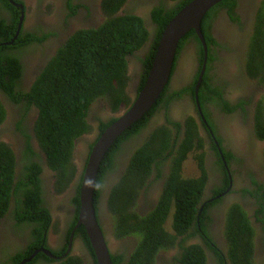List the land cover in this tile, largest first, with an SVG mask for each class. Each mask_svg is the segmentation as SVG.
Here are the masks:
<instances>
[{"label": "flooded vegetation", "instance_id": "flooded-vegetation-1", "mask_svg": "<svg viewBox=\"0 0 264 264\" xmlns=\"http://www.w3.org/2000/svg\"><path fill=\"white\" fill-rule=\"evenodd\" d=\"M262 1L234 0V5L231 7L225 4L216 5L205 20L206 32L212 38L207 42L204 39L207 46L206 53L194 38H190L179 49L174 72L168 83V92L178 91L192 83H196L195 89L199 79L201 80L200 87L206 72L203 101L207 97L213 98L211 101H204L207 111L202 110L199 103V106L197 105L198 87L197 102L195 89V107L190 102L189 94H183L179 100L166 104V108H163L164 102H162L157 105L158 110H155L153 116L138 134L129 141L121 143L122 151L116 157L115 169L107 172L100 189L97 216L102 233L104 232L110 258L113 254L121 256L118 264H127L131 250L138 245V242L136 237L125 235L124 232L120 233L119 238L113 244L110 242L113 221L108 211L109 193L113 185L123 177L132 155L140 144L161 125L171 131L166 139L175 152L166 160L162 162L159 160L158 166L155 164L158 159L151 161L150 175L144 180V186L138 190L135 210L141 216L151 212V231L163 233L166 240L172 239L171 247L167 250L159 249L153 254L151 263L147 264H179L174 263L176 257H180L182 249L190 245L196 246L197 252L205 256V264H264V226L257 220L258 216L262 217L255 213L261 209V206H254L256 199L247 194L248 189L252 191L257 188V185L253 186L252 179L264 186V135L261 134L262 131H259L264 127V81L262 82L264 68L257 65L261 62L259 59L264 56V49L260 46L259 40L256 46V57L252 61L245 58V53L249 52L250 42H252L250 38L253 35V28L256 26L257 8L260 7ZM7 2L13 9H17L18 20L22 14L24 18L21 27H17L12 39L3 41L4 38L0 37V48L11 46L19 35H21V41L24 40L26 33H35L39 26L44 34L48 35L42 43L34 44L37 52L31 46L21 52L20 62L23 73L16 88V91L21 92L29 89L46 62L71 36L80 29L96 28L107 18L101 9V0H30V2L15 0ZM161 3L169 8L175 4V1L126 0L118 14H123L125 7L130 4L133 7V14L144 19V27L151 33V28L154 26L151 17L145 18L143 15H151L152 8ZM69 4L72 5L74 12L69 9ZM44 11L52 17V21L48 24L43 22ZM11 12L12 10L5 7L0 0V19H10ZM31 12L34 14L29 19ZM69 13L72 15L67 16ZM26 21L30 23L28 30L25 28ZM47 29L49 31L45 33ZM51 31L55 34L50 35ZM146 43L148 45H144V48L142 47L138 52L127 57V75L131 81L127 84L126 91L131 101L139 93L140 75L144 67L140 60H144L145 49L152 43L150 35ZM7 55L8 50L4 56ZM257 58L259 59L256 60ZM203 68L204 72L201 75ZM253 69L255 75L251 74ZM0 101L5 109V117L0 123V143L6 144L13 151L15 177H20L24 171L23 154L27 144L39 156V159L34 160L40 161L43 165L46 164L44 154L33 137V120L37 118L38 111L34 106L27 107L25 100L20 103L11 102L1 90ZM125 110L126 107H121V110L114 114L110 112L106 114L101 110L97 113L92 109L88 112L87 120L95 128L94 135L92 138L81 136L75 141V148L80 144L81 150L75 162L74 180L68 185L64 194H56L52 185L53 173H46L48 183L44 190L52 222L48 229L43 230L42 236L45 242L40 241L38 246L32 248L31 254L17 264H22L24 261L26 262L23 264H59L67 256H77L81 259L80 264H96L95 256L87 246L86 233L78 231L81 225L78 228L75 227L79 205L73 201V198L79 197L80 177L90 151L89 145L100 133L96 118H102V121L107 123L110 119L108 117H116ZM206 112L209 114L207 117H205ZM188 116L194 118L192 125L188 121ZM172 123H179V128ZM187 132L192 133V148L180 160L178 150ZM23 133H27L30 138L28 139ZM158 170L161 175L157 178ZM173 170H178L176 185L179 180L195 179L202 186L197 197L193 195L186 197L187 203L197 209L196 219L189 223L186 212L183 211L186 206L180 204L181 201L178 203V194L173 190L170 179L167 184L166 179L170 175L173 176ZM170 193L172 197L169 200ZM19 205L24 209L26 207L21 201L17 202L16 194H12L9 207H6V212L0 218L1 264H11L17 254H23L24 250L29 249L37 240L36 234L33 233L34 229L41 228L40 224L34 221L18 223L16 210L20 207ZM237 206L246 213L247 220H249L248 224L251 229L246 237H241L239 230H233V222H229V216ZM160 207L165 208L164 213L154 214L155 210ZM203 210L205 213L200 216ZM177 211L179 215L175 218ZM155 215L159 217L158 220ZM174 218L176 221L173 226ZM232 234L243 240L242 242L238 240L234 262L228 253L231 243L227 240V237ZM35 250H39L36 255ZM42 250L48 251L52 257L47 256ZM56 252L59 254L56 255ZM124 254L127 255L126 261ZM41 256H45L50 261ZM202 256L197 261H200ZM34 259L35 261L31 262Z\"/></svg>", "mask_w": 264, "mask_h": 264}, {"label": "trees", "instance_id": "trees-1", "mask_svg": "<svg viewBox=\"0 0 264 264\" xmlns=\"http://www.w3.org/2000/svg\"><path fill=\"white\" fill-rule=\"evenodd\" d=\"M1 1L5 7L12 10L10 19H0V37H3V41H5L12 39L17 30L19 20L16 12L17 9H13L7 0ZM125 1L101 0V9L107 16L103 24L96 28L80 29L71 36L64 45L56 50L55 55L46 62L43 70L35 78L27 91H16L17 84L23 73L22 63L20 62V57H22L21 52L25 51L29 46L36 51L34 44L42 43L48 35L26 33L24 40L21 41V35H19L11 46L8 45L6 46L7 48H0V90L11 102L20 103V101L25 100L27 107L34 106L38 111L37 118L33 120V137L37 146L43 152L46 161V164L43 165L40 161L34 160L39 159V156L27 144L28 146L23 154L24 171L20 177H15L14 153L9 146L0 143V218L6 212V207H9L11 195L16 194L17 202L21 201L23 206H26L24 209L19 205L20 207L16 210L18 223L34 221L40 224L41 227H36L33 231L37 236V240L33 245L29 249H26V251L24 250L23 254H17L11 264H17L23 258L29 256L32 248L38 246L40 241L45 242L42 236L43 230L48 229L52 222L51 211L47 207L44 190L46 188L45 185L48 183L46 173H53L52 185L54 193L64 194L68 185L74 180L76 172V165L73 162L75 141L81 136H87L95 130L94 126L87 120L88 112L91 109L93 112L97 111L96 108L94 110V106L98 104L97 101L104 104L102 111H106L107 114L109 112L111 114L117 113L121 110V107H126L127 109L131 105L132 101L126 91L127 84L131 81L127 75V57L138 52L142 47L144 48V45H148L146 42L150 35L152 43L145 49L144 60H140L142 65H144L138 86V91H140L147 79L148 71L152 65L153 57L165 26L191 0H180L179 2L178 0H170L175 1V4L171 7L167 8L161 3L159 6L152 8L151 15H143L145 18L151 17V22L154 24L153 28H151V33L144 27V19L133 14V7L130 4L125 7L123 14L116 15L123 7ZM224 4L231 7L234 5V0H223L218 5ZM68 6L74 12L72 5L69 4ZM215 7L207 12L201 22V31L206 42L207 40H212V38L206 32L205 20ZM263 11L264 0L260 4V7L257 8L256 26L253 28V35L250 38L252 42H250L249 52L245 53V58H248L250 61L256 57L258 40L260 46L264 49ZM52 34H55V32L50 33V35ZM190 38H194L199 42L193 30L182 38L175 54L170 79L174 72L177 53ZM7 50L8 55L4 56ZM200 56H202L201 52ZM259 61L261 62L257 63L258 67L262 66L264 68V56ZM251 74L255 75L254 69ZM206 79L207 73L205 72L198 91V103L202 110L205 111L207 110L204 107V101H211L213 99L207 97L203 101V90ZM195 84H189L188 87L171 93L168 92L169 87L167 84L153 107L126 130L110 147L99 167L96 179L94 208L97 216L100 189L103 186L107 172L109 173L112 169H115L114 167L117 164L116 157L122 151L120 147L121 143L129 141L137 135L144 124L153 116L155 110H158L157 105L162 102H164L163 108H166V104L179 100L183 94H189L190 102L195 107ZM207 116H209L208 112L205 113V117ZM4 117L5 109L0 101V123ZM108 118L110 119L107 123H104L102 118H96L100 133L89 145L90 149L104 129L116 120V117L110 116ZM188 121L191 124L194 118L188 116ZM172 124L179 128V123ZM259 131H262L261 134L264 135V127L260 128ZM170 133V130L165 129V126L161 125L145 138L146 140L140 144L137 151L132 155L123 177L113 185L109 193L108 211L113 221V229L111 228V236L109 237L110 242L113 244L119 238L121 232L137 238L138 245L131 250L127 264L151 263L153 254L159 249L167 250L171 247L170 241L172 238L166 240L163 233L151 231V212L141 216L135 210V200L138 190L144 186V180L150 175L151 161L158 159L155 163L158 166L159 160L162 162L175 152L173 146L171 147L170 142L166 139V136L168 137ZM23 134L28 139L30 138L27 133ZM186 134V138L180 150H178L180 152V160L192 148V133L187 132ZM168 150H170L169 153H167ZM151 154L153 155L151 156ZM173 171V176L167 175V184L170 179L171 186L174 187L173 190L178 194V203L181 201L180 204L186 206V209L183 211L186 212L189 223L191 220L196 219L197 209L187 203L186 197L188 195L197 197L201 192L202 186L195 179L179 180L176 185L175 179L178 175V170ZM158 174L156 175L157 178L161 175L160 170H158ZM81 178L82 175L80 183ZM251 182L253 186L257 185V188L252 191L248 189L247 194L256 199L257 202L254 206H261V209H258L255 213L262 217L259 218L258 216L257 220L264 226V186L259 185L255 179H252ZM171 197L172 193L168 196L169 200ZM73 201L79 205V197L73 198ZM236 210L234 209L230 214L229 222H233V230H239L241 237H246L251 229L248 224L249 220H247L246 213L240 207L237 206ZM164 211L165 208L160 207L155 210L154 214L162 215ZM204 213L203 210L200 216L204 215ZM178 215L179 211L176 212L175 218ZM158 218L156 216L157 220ZM175 218L173 226L176 221ZM78 231L83 234L86 233L83 225H81ZM241 237L234 236L233 234L227 237V240L231 243L228 253L233 262L235 261V248L238 240L243 241ZM86 240L90 252L94 255L87 235ZM55 254L59 253L56 252ZM200 256L202 255L197 252L196 246L190 245L182 249V254L180 257H176V262L174 263L205 264V256H202V259L197 261ZM41 257L50 261L45 256ZM120 257L115 254L111 255L112 264H118ZM218 257L221 256L218 255ZM124 258L126 261V254H124ZM35 259L31 262H34ZM80 262L81 259L77 256H67L59 264H80Z\"/></svg>", "mask_w": 264, "mask_h": 264}, {"label": "water", "instance_id": "water-1", "mask_svg": "<svg viewBox=\"0 0 264 264\" xmlns=\"http://www.w3.org/2000/svg\"><path fill=\"white\" fill-rule=\"evenodd\" d=\"M8 1L12 2V0ZM222 1L191 0L171 18L161 34L143 88L139 91L131 105L125 111L116 115V120L104 129L89 151L81 178L79 213L75 227L84 226L97 264H112L108 246L94 208L95 186L99 167L115 141L135 122L140 120L156 103L169 82L175 54L182 38L193 30L206 53L207 46L201 31V22L205 14ZM23 18L24 15L22 14L19 19L18 28L21 27ZM203 72L204 68L201 71V75ZM200 81L199 79L195 88L196 102ZM38 252L39 250H35L34 254L36 255ZM42 252L52 257L48 251L42 250ZM25 262H22V264Z\"/></svg>", "mask_w": 264, "mask_h": 264}, {"label": "rangeland", "instance_id": "rangeland-1", "mask_svg": "<svg viewBox=\"0 0 264 264\" xmlns=\"http://www.w3.org/2000/svg\"><path fill=\"white\" fill-rule=\"evenodd\" d=\"M29 2H30V0H28ZM264 12V11H263ZM33 12H31V13H29V19H31V17L33 16ZM72 15V13H69V14H67V16H71ZM52 21V17H51V15L48 13V12H46V11H44V23H46V24H48L49 22H51ZM29 22L28 21H26V23H25V25H26V30H28V28H29ZM49 31V29H47V30H45V33H47ZM35 33H38V34H44V32H43V30L40 28V26L39 27H37V30H35ZM98 102V104L97 105H95L94 106V110H95V108H96V110H97V112L98 113H100V110L102 111L103 110V108H104V104H102V103H99V101H97ZM104 112V111H103ZM105 113L107 114V112L105 111ZM93 132L92 133H90L89 135H87V136H84V138L85 137H90V138H92L93 137ZM76 151L74 152V155H73V162H74V164H75V162H76V158L79 156V154H80V150H81V146H80V144L79 145H76ZM57 232V231H56ZM55 232V233H56ZM55 233H53V234H55Z\"/></svg>", "mask_w": 264, "mask_h": 264}, {"label": "clouds", "instance_id": "clouds-1", "mask_svg": "<svg viewBox=\"0 0 264 264\" xmlns=\"http://www.w3.org/2000/svg\"><path fill=\"white\" fill-rule=\"evenodd\" d=\"M8 1V0H7ZM12 1H14V0H12ZM218 5V4H217ZM215 7V6H214ZM117 15H119V14H117ZM19 19H20V17H19ZM22 24V23H21ZM96 217H97V215H96ZM96 264H97V262H96Z\"/></svg>", "mask_w": 264, "mask_h": 264}]
</instances>
